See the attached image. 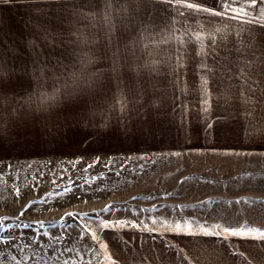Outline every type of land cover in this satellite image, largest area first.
I'll use <instances>...</instances> for the list:
<instances>
[{"label": "crops", "instance_id": "crops-1", "mask_svg": "<svg viewBox=\"0 0 264 264\" xmlns=\"http://www.w3.org/2000/svg\"><path fill=\"white\" fill-rule=\"evenodd\" d=\"M37 1L0 0V20L4 19L0 26L6 27L7 18L14 15L22 23V13L17 10ZM188 2H126L127 42L114 43L109 58L91 59L79 80L75 79L95 85L79 94L78 129L73 127L77 131H71L70 122L76 120V114L69 108L63 109L64 115L58 111L56 117L55 110L40 106L36 110L0 106V127L6 131L10 126L7 130L12 137L28 139L18 150L10 151L0 141V162L59 154L55 148H63L68 139L79 142L84 153L103 149L120 155L189 150L263 154L264 28L246 21L259 20L264 4L248 8L241 19H233L232 10L210 15L189 9ZM195 2L223 11L218 0ZM241 6L243 0L232 9ZM248 61L255 73L252 81L245 83L236 70ZM24 62L0 60V100L38 92L44 83L41 78L54 82L53 73L79 74L81 68V60L77 70L67 72ZM242 90L246 95H241ZM103 95L110 98L106 112L97 101ZM66 96L71 97L69 92ZM92 105L96 108L93 112ZM29 117L38 123L23 122ZM99 126L100 135L88 142L86 132ZM64 130L67 137H55ZM188 224L184 221L183 227L176 229L113 227L105 229L100 238L109 264H264V239L259 236L206 235L197 224Z\"/></svg>", "mask_w": 264, "mask_h": 264}, {"label": "rangeland", "instance_id": "rangeland-1", "mask_svg": "<svg viewBox=\"0 0 264 264\" xmlns=\"http://www.w3.org/2000/svg\"><path fill=\"white\" fill-rule=\"evenodd\" d=\"M17 11L22 23L14 15L0 26V60L67 72L77 70L79 60L109 58L114 43L127 42L125 0H38ZM62 73L49 77L54 82L41 78L38 92L0 100V106L51 108L56 117L66 107L78 118L79 94L95 85ZM97 101L109 110V95ZM29 118L23 122L38 123ZM70 124L77 131L78 120ZM100 128L86 132L88 142ZM7 129L0 127L6 151L28 141ZM60 132L55 137H67ZM67 142L50 157L0 162V264H109L100 235L113 227L176 229L188 221L221 236H233L225 228L257 237L264 231V153H84L79 142Z\"/></svg>", "mask_w": 264, "mask_h": 264}, {"label": "snow or ice", "instance_id": "snow-or-ice-1", "mask_svg": "<svg viewBox=\"0 0 264 264\" xmlns=\"http://www.w3.org/2000/svg\"><path fill=\"white\" fill-rule=\"evenodd\" d=\"M113 2V0H105L106 5ZM125 2H132L135 3L136 0H125ZM171 2V0H169ZM241 0H218V3L220 5V8H222L223 11L219 10H213L208 7H201L199 4L195 2V0H190V2L187 3V7L189 9H196L197 11H202L205 13H208L210 15H223L226 14L229 10H232L234 12V15L231 17L233 19H241L242 16L247 15V9L256 6L257 4H264V0H243V6L239 8V10L232 9L233 4L240 3ZM260 19L259 20H248L247 23H258L262 28H264V7L260 10ZM199 38V37H198ZM86 39V38H85ZM86 42L87 39H86ZM92 63L91 59H84L81 60V68L80 73L74 75V81L75 79H78L80 75H82L87 68V65ZM238 72V78L243 79L245 83H249L252 81V77L255 73V68L252 66L251 61H248L247 63H241V67L236 70ZM262 74H264V68L261 69ZM250 91V90H249ZM241 95H246L245 91H241ZM107 226V225H106ZM177 228H179V225H177ZM225 233H228L233 236H245L246 233L238 232L233 229L225 228L223 230ZM252 231V230H249ZM258 231V230H257ZM206 235H210L213 233H205ZM216 235H219V233H215ZM260 239H264V231H260L258 233ZM95 239V237H93Z\"/></svg>", "mask_w": 264, "mask_h": 264}, {"label": "bare ground", "instance_id": "bare-ground-1", "mask_svg": "<svg viewBox=\"0 0 264 264\" xmlns=\"http://www.w3.org/2000/svg\"><path fill=\"white\" fill-rule=\"evenodd\" d=\"M17 91H18V90H17ZM43 91H44V90H43ZM93 97H94V96H93ZM62 101H63V100H62ZM58 105H59V104H58ZM61 105H62V103H61ZM56 106H57V105H56ZM50 107H51V105H50ZM52 107H53V104H52ZM65 108H66V107H65ZM49 109H51V108H49ZM69 109H70V108H69ZM70 111H71V110H70ZM25 112H26V111H25ZM22 116H23V115H22ZM25 116H26V115H25ZM76 119H77V118H76ZM36 120H37V119H36ZM16 121H17V120H16ZM61 121H62V120H61ZM58 122H59V121H58ZM58 122H57V123H58ZM43 123H44V122H43ZM47 123H48V122H47ZM47 123H45V124H47ZM57 123H55V124H57ZM29 124H30V123H29ZM45 124H44V125H45ZM50 124H51V123H50ZM63 124H64V121H63ZM30 125H32V124H30ZM48 125H49V123H48ZM18 126H19V125H18ZM49 126H51V125H49ZM49 126H48V127H49ZM54 126H55V125H54ZM56 127H57V126H56ZM44 128H45V127H44ZM20 130H21V129H20ZM32 130H33V129H32ZM19 146H20V145H19Z\"/></svg>", "mask_w": 264, "mask_h": 264}]
</instances>
